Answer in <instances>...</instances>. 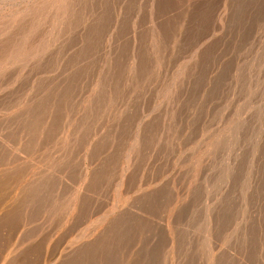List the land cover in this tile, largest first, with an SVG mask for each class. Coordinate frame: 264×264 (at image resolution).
<instances>
[{
	"label": "bare ground",
	"instance_id": "bare-ground-1",
	"mask_svg": "<svg viewBox=\"0 0 264 264\" xmlns=\"http://www.w3.org/2000/svg\"><path fill=\"white\" fill-rule=\"evenodd\" d=\"M14 2L0 0L1 112L21 123L32 172L77 165L82 174L67 196L50 194V177L34 182L31 211L43 210V223L49 211L54 218L84 211L86 229L67 251L96 235L104 242L113 232L116 248L108 264H126L132 238L163 223L152 214L163 206L172 229L165 262L175 264L187 236L178 231L187 224L179 212L194 203L190 195L206 155L224 140L215 132L222 128L229 135L241 127L235 116L245 94L243 53L259 38L264 0H147L145 32L142 25L136 29L143 5L134 0ZM159 78L156 97L168 104L156 118L152 86ZM246 163L240 160L238 167ZM182 164L191 166L183 176L189 178L181 191L166 193L164 185ZM250 180L239 206L205 212L198 264H264L260 168ZM153 256L156 251L148 264Z\"/></svg>",
	"mask_w": 264,
	"mask_h": 264
},
{
	"label": "rangeland",
	"instance_id": "rangeland-1",
	"mask_svg": "<svg viewBox=\"0 0 264 264\" xmlns=\"http://www.w3.org/2000/svg\"><path fill=\"white\" fill-rule=\"evenodd\" d=\"M23 1L13 0L15 4ZM134 3L136 6L143 5V19L136 29L138 30L142 25V28L146 27L145 30L143 29L145 32L149 24L146 19L147 0H134ZM4 4L3 7L6 9L10 2ZM260 27L258 40L243 53V58L248 54V61L244 75L245 94H240L241 98L238 101L240 116H235V112H231V117L235 116L241 127L238 129V126L237 130L229 135V132L222 128L215 132L224 136V140H221L215 152L206 155L202 166L203 176L192 187L190 197L194 195V203L189 205L186 203L179 212V217L185 218L184 222L187 224H179L178 231L185 232L187 236L186 243L179 248L180 258L178 260L176 258L175 264H198L203 250L201 240L205 212L215 215L224 207L236 208L251 186L250 178L253 171L260 168V175L264 174V23ZM243 66L244 61L240 66L239 79L242 76ZM160 84L159 78L152 86L154 93L152 116L156 118L163 117L168 104L167 98L156 97V93L160 92L158 90ZM1 106L4 107L3 99L0 98V108ZM21 127V123L15 120L11 113L2 114L0 109V179L4 181L0 180V264H108L116 248L115 243L111 242L115 236L113 232L109 233V238H104V242L101 239L97 241L96 235L81 239L75 247L82 244L88 246H83L74 252L67 251L68 246L77 242L81 238L80 234L86 229L87 218L84 211L65 218L60 217L61 212L54 218L49 211L47 215L51 216L46 217L48 220L44 222L45 224L42 222L43 210L37 213L34 212L35 209L31 211L30 190L34 182L50 177V181L54 182L50 194L67 196L73 186L81 182L82 174L77 165L65 167L60 173L46 174L37 167L32 172L26 161L29 157V147ZM240 160H246L248 163L239 168ZM153 171L154 168L147 170V175H154ZM176 171L170 175V180L163 187L166 193H170L173 187L181 191L179 185H184L189 178L183 176L186 171H191V166L189 170L186 164L178 165ZM92 174L93 170L90 169V180ZM173 175H175V184ZM201 193L204 195L201 196ZM104 195L106 199L112 196L110 190L105 191ZM198 196L201 197L200 200ZM152 214L159 217L158 220L163 223L156 224L157 228L153 230L149 224L148 229L144 227L139 235L132 238L133 247H129L126 264H148L147 259L151 258L155 251L156 257H152L154 264H169L165 262L164 250L171 243L172 229L171 225L168 227L166 224V221L168 222L166 208L159 206ZM121 228L118 226L114 232H118ZM153 236L156 237L155 241ZM100 242L103 243L101 246ZM90 249L92 252L89 251ZM114 264L117 263L114 261Z\"/></svg>",
	"mask_w": 264,
	"mask_h": 264
}]
</instances>
